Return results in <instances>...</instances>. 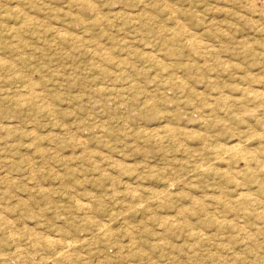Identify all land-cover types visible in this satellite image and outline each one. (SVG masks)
Here are the masks:
<instances>
[{
	"label": "rangeland",
	"instance_id": "374dc122",
	"mask_svg": "<svg viewBox=\"0 0 264 264\" xmlns=\"http://www.w3.org/2000/svg\"><path fill=\"white\" fill-rule=\"evenodd\" d=\"M0 264H264V0H0Z\"/></svg>",
	"mask_w": 264,
	"mask_h": 264
}]
</instances>
